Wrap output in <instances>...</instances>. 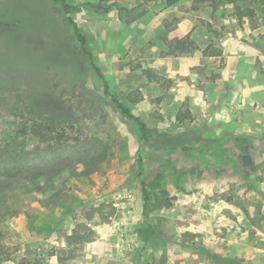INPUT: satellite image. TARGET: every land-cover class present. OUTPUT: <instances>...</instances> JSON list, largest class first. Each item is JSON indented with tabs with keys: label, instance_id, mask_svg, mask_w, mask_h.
I'll return each instance as SVG.
<instances>
[{
	"label": "rangeland",
	"instance_id": "1",
	"mask_svg": "<svg viewBox=\"0 0 264 264\" xmlns=\"http://www.w3.org/2000/svg\"><path fill=\"white\" fill-rule=\"evenodd\" d=\"M228 1L0 0V30L45 17L53 34L43 33L42 49L68 56L0 40V77L12 81L0 82V143H12L24 166L83 156L97 164L42 183L45 194L28 181L7 194L0 229L10 260L0 264L32 255L47 264H264V110L252 99L264 96L248 87L264 85V0H236L253 12L243 22ZM187 35L199 49L167 56L165 39ZM208 47L221 55L206 56ZM244 51L259 57L230 58ZM38 74L35 86L20 78ZM235 82L249 103L243 94L241 105L224 102ZM43 102L66 120L28 113Z\"/></svg>",
	"mask_w": 264,
	"mask_h": 264
},
{
	"label": "trees",
	"instance_id": "2",
	"mask_svg": "<svg viewBox=\"0 0 264 264\" xmlns=\"http://www.w3.org/2000/svg\"><path fill=\"white\" fill-rule=\"evenodd\" d=\"M105 1V0H101ZM164 1L168 7H172L180 2V0H162ZM229 4L235 5L236 0L228 1ZM62 6L64 8V11L67 15H70V6L66 4L65 1L62 2ZM236 8V15L238 20L242 21L246 18L247 15H250V17H253V12H250V14H246L241 6H234ZM101 9V7H100ZM48 17V16H47ZM51 20V19H50ZM49 19H40L30 22H23L22 24H18L17 26L8 27L7 29H1L0 30V40L4 42H8L9 44H14L15 46L19 47L22 46L25 48H29L31 51L40 52L44 58L47 56L49 57H57L61 59H65L66 51L60 50L61 48L54 47V45H51L50 43L44 46L42 49L41 41L44 39L43 33H47L48 35H52L53 31L49 29V27H46V25H50L47 22ZM52 21V20H51ZM2 20H0V23ZM11 23L10 21H3V23ZM68 23L73 27L74 34L76 38L79 40L82 45H85L86 43V37L81 34V31L79 27L77 26L76 22L73 20L72 17L68 16ZM53 24V23H52ZM47 35V36H48ZM167 42V46L169 50L167 51V56H175L180 54H188L194 51H197L199 49L196 42L192 39L191 35H187L184 38H176L173 40L165 39ZM16 47V48H17ZM59 53V56L56 54ZM166 52H163V55H165ZM206 56L209 57H217L220 56V51L212 50L211 47H208L205 50L204 53ZM71 55V54H70ZM73 56V55H72ZM70 56L69 59V65L73 68V72L76 75H83V63L76 58L75 56ZM66 60V59H65ZM68 61V60H67ZM42 71L45 69L44 64L42 63ZM96 72L100 76V78L104 77V74L101 70V68H95ZM149 81L153 80L152 72H146ZM22 81L25 83L34 84L33 86L38 85L40 83L39 74L35 75L33 78L23 79V77H20ZM156 82H160V78L155 76ZM0 82H4L5 84H9L12 82L9 78L0 77ZM19 82V80H18ZM107 87V91H108ZM109 93V92H108ZM130 99V96L128 97ZM144 100V98L141 96L138 99H133L131 102L133 104H136L140 101ZM115 103L118 104V108L122 111V113L134 120L136 123H141L139 118L134 116L128 108H126L123 104H120L117 99H114ZM59 103V102H58ZM42 109L39 108V105L37 104H29L27 107V111L30 115L41 117L43 115H48L52 118L53 121H64L66 120L65 113L59 112L57 109L51 108L50 105L43 102L41 103ZM180 120H182L180 118ZM49 125V124H48ZM141 125V124H140ZM142 129L145 130L146 126L144 124L141 125ZM51 130V129H49ZM43 131V130H42ZM37 128L32 132L34 136H39V133H42ZM48 134H46L44 141L42 143L46 144L49 142L48 140ZM25 158L23 155L18 154L16 149H13L12 143H0V204H3L7 201V194L14 190L15 188H19L28 181L30 184H32L34 187H36V191L40 193H46V188L41 186L42 183H45L47 185L53 183V181L62 175L64 171L76 168L78 166H85L88 167L89 165H97L89 159L87 156L83 157H77V158H69L66 159L60 163H51L50 165L46 166H38V165H23V161ZM161 199V197H159ZM163 201V198H162ZM166 207H171V203L169 201L165 202ZM77 234V229L72 230L71 235L68 237V244H71L73 242V239H75ZM3 238L4 233L0 229V261H9L10 257L6 256L4 254L3 250ZM233 264L235 261L232 262ZM18 264H47L44 260H42L38 256H26L22 258Z\"/></svg>",
	"mask_w": 264,
	"mask_h": 264
},
{
	"label": "crops",
	"instance_id": "3",
	"mask_svg": "<svg viewBox=\"0 0 264 264\" xmlns=\"http://www.w3.org/2000/svg\"><path fill=\"white\" fill-rule=\"evenodd\" d=\"M244 47H243V44H242L241 45V49H243ZM227 54L228 53H225V55H227ZM254 56H255V58L259 57V53L258 52L255 53L254 51L253 52L252 51H249V53L247 51V53H245V51H244L243 53L242 52H240V53H233L232 55H230V58L231 59H235V60L237 59L238 60L237 63H239V62H241L242 60H245V59H253ZM234 67H236V66H234ZM238 70H239V65H237V71ZM254 79H257V78L255 77ZM237 80L238 79H236V81ZM237 83L238 82H235V84L233 83L232 86L230 87V89H228L227 92H223L222 98H223L224 102L226 104H228V105H241L242 103H244L243 100H242V94L246 96V94H245L246 93V91H245V84H242V83L241 84H237ZM239 86L242 87V90L239 89ZM251 86L253 87V90H255V91H256L257 86H259L258 88L261 89V90H259V92L260 91H263L259 95L261 97L264 96V90H263L264 85H258V81L256 80V83L255 82L252 83L251 81L248 83V87H251ZM255 93H257V92H255ZM246 97H247L246 99L248 100L249 99V96H246ZM257 97L258 96L256 94V97L253 96V98L252 97L251 98L252 99H255L254 102L256 104H258L260 106V108H262V110H264V97L261 98L262 100L260 99L261 101ZM248 103H249V100H248Z\"/></svg>",
	"mask_w": 264,
	"mask_h": 264
}]
</instances>
